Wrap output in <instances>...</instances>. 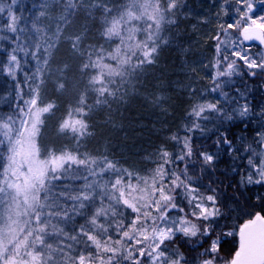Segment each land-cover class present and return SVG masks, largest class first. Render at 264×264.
Returning a JSON list of instances; mask_svg holds the SVG:
<instances>
[{"label":"snow or ice","instance_id":"obj_1","mask_svg":"<svg viewBox=\"0 0 264 264\" xmlns=\"http://www.w3.org/2000/svg\"><path fill=\"white\" fill-rule=\"evenodd\" d=\"M78 2L66 0L67 15L61 17L65 23ZM224 3L232 7L229 0ZM234 3L237 18L227 28L220 25L226 39L221 40L219 33L215 37L213 92L229 83L222 77L239 74L238 61L264 74V55L253 57L244 47L250 41L264 45V17L253 19L248 0ZM16 4L17 0H10L6 7L0 0V13L7 11L8 15L3 27L9 33L23 32L13 11ZM179 4L180 0H124L116 9L99 5L103 9L101 35L113 46L91 47L84 54L81 72L89 74L92 103L87 92L81 93L59 125L62 133L79 142L90 134L87 118L93 106H108L110 100L116 101L134 87L137 70L153 63L160 44L167 43L162 32L176 23ZM229 29L235 30V38ZM31 31V43L18 44L3 65L7 75L14 78L21 70L17 52L23 53L25 60L30 57L36 62V86L31 89V98L24 101L26 107H17L13 115H0V148L5 150L0 164V264H217L218 260L222 264H264V214L245 213L249 218L239 226L216 232V218L228 219L234 210L222 213L215 194L203 195L193 187V177L187 175L193 157L189 136L173 135L181 151L173 156L161 149L160 162L145 176L118 169L107 158L97 160L78 151L43 147L39 138L44 116L55 105L40 103V87L45 72L53 74L49 59L61 29L57 27L50 35L33 23ZM6 38L0 36V40ZM79 41V36L73 40L74 50ZM57 86L65 87L59 82ZM221 95L228 98L226 92ZM205 111L234 118L211 103L195 104L191 115L201 118ZM234 111L241 118L249 113L246 104ZM197 129L203 131L194 120L186 126V133ZM257 137L243 149H235L247 154L251 169L242 177V184L264 183V131H258ZM223 141L231 146L226 136ZM199 155L205 164L214 159L205 152ZM178 162L185 165L179 174L169 167ZM106 173H111L110 179L104 178ZM61 185L62 190L54 191ZM178 189L183 191L188 211L177 201ZM77 217L84 223L77 226ZM225 236L236 238L237 247L230 259L219 256Z\"/></svg>","mask_w":264,"mask_h":264},{"label":"trees","instance_id":"obj_2","mask_svg":"<svg viewBox=\"0 0 264 264\" xmlns=\"http://www.w3.org/2000/svg\"><path fill=\"white\" fill-rule=\"evenodd\" d=\"M215 1L219 6L223 4L220 0ZM3 2L6 7L10 3L9 0ZM123 2L124 0H97L92 4L91 0H81L67 23L61 19L67 15L66 4L62 3L50 10L49 14L57 16L56 20L60 19L58 24L61 34L49 59V68L53 74L49 75L47 71L44 74L40 103H53L55 107L44 116L40 144L57 151H78L97 160L107 158L118 169L145 176L160 162L157 153L161 149L167 150L173 156L181 151L180 146L172 140L173 135H187L193 149L192 163L188 166L187 175L193 177V187L203 195L215 194L217 206L222 213L234 210L229 213L228 219L223 216L216 218L219 224L216 232H226L239 226L249 218L245 213H264V183L242 184V177L250 173L251 169L245 159L247 154L235 151L236 148L243 149L246 143L257 139L258 131H264V74L260 69H248L238 61L239 74L230 78L222 77L221 80L229 83L222 85L216 92L211 91L215 75V37L219 33L221 40L226 39L220 25L227 28L233 21L228 10L219 9L217 19H210L209 24H206L209 25V34L212 37L210 42L215 47L211 54H207L209 58L203 71L196 72L199 71V66L195 59H191L194 56L188 53L195 41H198L196 18L201 21V17H208L209 13L203 15L201 12L205 6L212 5L213 0H180V11H175L174 16L176 23L166 26L162 32L167 43L160 44L153 63H146L137 70L132 82L134 87L129 88L126 94L116 101L110 100L108 106H93L87 118L89 135L77 142L70 134L60 131V123L69 110L76 106L81 93L87 92L89 103H92L93 94L88 87L89 74L81 72V65L86 59L84 54L91 47L102 46L107 49L113 46L101 35L103 9L99 5L106 4L116 9ZM3 26L4 23L0 22V36L7 37L0 40V115H13L17 107H26L24 101L31 98L33 73L31 72L26 81L18 83L3 70V56L11 47L8 39H14V35L8 33ZM77 36L80 37L79 47L74 50L72 43ZM200 45L201 43L199 47ZM178 68L184 73L179 75ZM253 71L256 75H249ZM58 82L64 83L65 87L58 88ZM221 92L228 93V98L225 99ZM209 103L216 104L234 118L229 120L215 111H205L201 118L191 115L195 104ZM245 104L249 109L248 115L238 117L234 110ZM205 116L208 118L203 119ZM194 120L200 123L203 131L197 129L186 133V126H190ZM224 136L231 141V146L224 143ZM151 142L155 144L153 148L148 145ZM4 151L0 148V164L3 163ZM201 152L213 155L211 164L204 163L199 155ZM169 167L179 174L185 165L178 162ZM104 178L110 179L111 173H106ZM62 187L63 185L54 191L58 192ZM177 192L180 193L177 201L188 211L182 189ZM82 223L84 221L77 217V226ZM235 239L222 237V258L232 257L237 247ZM53 246L55 247V242Z\"/></svg>","mask_w":264,"mask_h":264},{"label":"rangeland","instance_id":"obj_3","mask_svg":"<svg viewBox=\"0 0 264 264\" xmlns=\"http://www.w3.org/2000/svg\"><path fill=\"white\" fill-rule=\"evenodd\" d=\"M10 1V0H9ZM81 0H79L78 3H80ZM85 2L89 0H84ZM214 3H217L215 0H213ZM24 2L27 4L24 5ZM220 2H223L221 6L218 5L219 9L228 10L229 15L232 16V19L237 18V14L234 12V8L237 7L234 3V0H229V3H232V7H227L224 3V0H220ZM249 3L252 4V12L250 15L253 17V19H258L259 17H264V0H248ZM66 4V0H17V4L13 6V11L15 15L19 18L18 27L20 29H23V32L18 33H11L14 35V39L11 40L8 39L10 42V51H8L3 57L5 60V65L8 60V57L12 54V50L17 48L18 44H25L27 42L28 44L31 43V40L34 38L33 32L31 31V25L35 23L38 27H42L45 31H47L50 35L56 31V25L59 23V18L56 20L57 16L54 15L55 18H51L52 13H50V10L53 9L55 6H59L60 4ZM77 3V4H78ZM209 6H205L202 10V14L206 15L207 8ZM64 8V7H63ZM180 6L175 11H180ZM43 12L44 15L41 16L40 13ZM2 17L0 18V22L4 23V26L8 22V15L5 16V13H0ZM7 14V12H6ZM209 16V15H208ZM209 18V19H208ZM210 19L216 20L217 17L211 18V17H201V21L196 18V36H197V42L201 43V41H205L207 39V34H209V24ZM211 24V23H210ZM202 29V32H201ZM232 37L235 38V30L229 29L228 30ZM9 33V32H8ZM202 35V37L200 36ZM206 36V37H205ZM201 37V38H200ZM196 38V37H195ZM195 41V44H193V48L189 50V54L193 55L196 62L198 59L202 58V55L205 54V50H202L199 47V43ZM245 48L249 49L250 55L255 57L257 55H264V50H259L255 48H249L244 45ZM17 55L21 57V70L17 71L16 76L13 78L10 76L12 80H15L18 83H22L23 81H26L28 77L31 76V72L33 73V88L36 86V80H35V61L32 60L30 57L25 60L23 58V53L17 52ZM9 76V75H8ZM44 86V83L40 87V95L42 87ZM18 97V96H17ZM224 251L219 252V256L223 257L222 253ZM217 264H222V261L217 262Z\"/></svg>","mask_w":264,"mask_h":264},{"label":"bare ground","instance_id":"obj_4","mask_svg":"<svg viewBox=\"0 0 264 264\" xmlns=\"http://www.w3.org/2000/svg\"><path fill=\"white\" fill-rule=\"evenodd\" d=\"M96 1L97 0H91V3L92 4H95L96 3ZM218 11H219V7H218V4L217 3H213L212 5H210L208 8H207V13H209L208 15V17H211V18H215V17H217V15H218ZM51 18H55L54 17V15H51ZM57 27H59L60 28V24H57L56 25V28ZM207 36V39L205 40V41H201V45H200V48L202 49V50H205V54L204 55H202V58L201 59H198L196 62H197V64H198V66H199V68H198V70L199 71H196V72H201V71H203L204 70V66L206 65V62H207V60H208V53L209 54H211L212 52H213V50H214V47H215V45L214 44H212V42H210V39H212V37H211V35L210 34H207L206 35ZM205 36V37H206ZM182 69H179L178 68V73H179V75H181V74H183L184 72L183 71H181ZM154 107V106H153ZM149 145V147H151V148H153L154 146H155V144L153 143V142H151V143H149L148 144ZM161 151V150H160ZM160 151L157 153V155L159 156V153H160Z\"/></svg>","mask_w":264,"mask_h":264},{"label":"water","instance_id":"obj_5","mask_svg":"<svg viewBox=\"0 0 264 264\" xmlns=\"http://www.w3.org/2000/svg\"><path fill=\"white\" fill-rule=\"evenodd\" d=\"M246 45L250 46V45H253V44H257V45H260V46H264V45H261L259 43V41H250V42H245ZM263 214V213H262Z\"/></svg>","mask_w":264,"mask_h":264}]
</instances>
